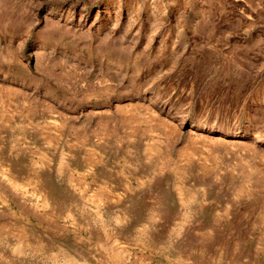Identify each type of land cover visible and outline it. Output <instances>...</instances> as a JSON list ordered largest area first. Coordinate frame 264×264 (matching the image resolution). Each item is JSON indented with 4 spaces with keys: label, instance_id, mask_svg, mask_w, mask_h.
<instances>
[{
    "label": "rangeland",
    "instance_id": "374dc122",
    "mask_svg": "<svg viewBox=\"0 0 264 264\" xmlns=\"http://www.w3.org/2000/svg\"><path fill=\"white\" fill-rule=\"evenodd\" d=\"M0 264H264V0H0Z\"/></svg>",
    "mask_w": 264,
    "mask_h": 264
}]
</instances>
